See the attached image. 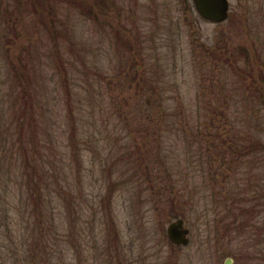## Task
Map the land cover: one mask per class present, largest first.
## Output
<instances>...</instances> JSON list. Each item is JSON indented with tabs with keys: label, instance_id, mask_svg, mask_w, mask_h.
Instances as JSON below:
<instances>
[{
	"label": "rangeland",
	"instance_id": "1",
	"mask_svg": "<svg viewBox=\"0 0 264 264\" xmlns=\"http://www.w3.org/2000/svg\"><path fill=\"white\" fill-rule=\"evenodd\" d=\"M228 1L216 24L193 0H19L17 54L34 69L22 132L38 131L76 196L44 264H264V0ZM2 52L0 264H26L34 199L6 126ZM179 218L187 246L167 235Z\"/></svg>",
	"mask_w": 264,
	"mask_h": 264
},
{
	"label": "trees",
	"instance_id": "2",
	"mask_svg": "<svg viewBox=\"0 0 264 264\" xmlns=\"http://www.w3.org/2000/svg\"><path fill=\"white\" fill-rule=\"evenodd\" d=\"M18 4L19 0H0V44H2V56H4L3 60L5 63L3 65L5 80L8 85L5 93L6 112L10 118V120H6V126H14L16 128V140L20 143V151H17L16 154L21 153L22 155L24 184L27 185L28 193L34 199L36 219L33 224L34 235L29 239L31 243L28 245L24 243L26 248L23 249L21 257H27L26 264H37V262L44 264L47 260L46 257L59 256L58 253L61 252V250H57V241L58 239H63L67 234L66 223L62 216L66 215L67 210H70L68 207L70 204H74L76 196L71 201L67 187L64 186L65 184L62 183L60 178H53L54 172L50 169L52 163L46 152L49 146L44 148L46 152L45 158L35 143V141H38V131L31 130L26 134L22 132V127L30 126V119H33L34 114L33 81L31 76L34 69L29 63L25 50L17 54L16 44L20 35L18 31L19 19L15 7ZM63 38L71 41V37ZM53 45L61 52V44L58 38H53ZM148 85L146 86L148 90L146 93L156 95L154 87H151L153 85ZM152 88L153 91L151 92ZM146 102V109H149L150 104L148 101ZM215 112L221 115L222 108L220 111ZM192 120L193 118L190 117L189 121L184 123V125L193 132L197 124H192ZM226 125L227 122L225 121L223 127ZM197 128H199L198 125ZM53 193H55V198L52 200L50 194ZM68 201L69 206L66 203ZM53 204H56V208H58V204L61 205L59 211L54 210ZM57 215H62L59 220ZM37 230L38 232H36ZM46 233L49 234L47 235ZM72 242L77 257H81L82 250L75 244L77 241L72 240ZM98 252L96 257H112L106 249ZM28 257L33 258L29 260Z\"/></svg>",
	"mask_w": 264,
	"mask_h": 264
},
{
	"label": "water",
	"instance_id": "3",
	"mask_svg": "<svg viewBox=\"0 0 264 264\" xmlns=\"http://www.w3.org/2000/svg\"><path fill=\"white\" fill-rule=\"evenodd\" d=\"M194 8L201 19L220 24L227 20L230 10L228 0H193ZM190 230L185 227V222L179 218L169 224L167 235L175 245L187 246L190 242ZM232 260L228 259L227 264Z\"/></svg>",
	"mask_w": 264,
	"mask_h": 264
},
{
	"label": "flooded vegetation",
	"instance_id": "4",
	"mask_svg": "<svg viewBox=\"0 0 264 264\" xmlns=\"http://www.w3.org/2000/svg\"><path fill=\"white\" fill-rule=\"evenodd\" d=\"M232 262V261H231ZM227 264V263H226Z\"/></svg>",
	"mask_w": 264,
	"mask_h": 264
}]
</instances>
